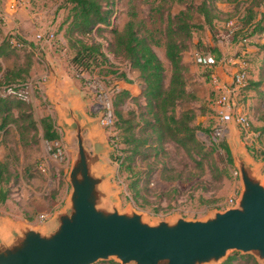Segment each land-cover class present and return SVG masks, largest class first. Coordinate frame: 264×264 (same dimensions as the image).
Here are the masks:
<instances>
[{"label": "rangeland", "instance_id": "rangeland-1", "mask_svg": "<svg viewBox=\"0 0 264 264\" xmlns=\"http://www.w3.org/2000/svg\"><path fill=\"white\" fill-rule=\"evenodd\" d=\"M213 1L218 12V18L214 20L212 27L214 31L208 28L204 31H194L190 48L183 56L188 64L186 70L188 89L197 97V100L190 103V106L195 109L193 124L197 127V136L209 150H212L211 158L218 168L225 170V175L221 180L216 179L218 173L214 172L212 177L205 168L201 176L170 182L161 180L156 170V173L151 175L149 182L144 179L139 182L138 194L134 195V191L129 185L133 176L131 173L120 170L118 161L113 156L111 157L114 147L106 156L108 168L112 170L110 177L104 183V189L108 194L107 203H115L117 208L122 211L134 209L142 212L145 218L151 222L173 219L176 216L187 219H202L215 210L222 211L230 206L227 204V199L230 197L237 199L242 190L233 158L231 157L232 162H229L227 154L221 146L222 142L229 145L228 132L230 128L228 125L230 123L221 125L223 134L220 137L213 136L214 128L220 124L215 100L223 89L213 88L210 81V70L212 69H205L197 65L194 61L193 52L196 50L210 52L217 59L231 57L236 62L245 63L250 75L258 74L264 77L263 54L259 50L257 51L253 45L256 41L261 42L264 37H256L255 39L253 36V44L251 39H248L244 44L240 43L238 39L232 40V33L229 32L230 29L226 26L225 21L230 16L238 15L236 12L242 11V9L234 7V2ZM127 2L128 0H116L115 18L112 20V25L121 27L127 20ZM134 2L138 17L144 20L145 28L153 30L156 36H160L166 24L167 13L175 14L186 5H197L201 0H135ZM258 10H264V2L261 7H258ZM67 14L68 4H66V0H0L2 36L6 34L17 35L18 39L13 37L14 40H20L24 43L26 41L31 45L28 47L26 44L16 48L20 54L18 56L19 62L24 59L23 55L27 53L26 51H31L34 57L31 77L26 82L29 83L30 99H36V106L33 110L34 117L38 121L41 115L48 113L61 135L60 140L48 142L41 138L40 133L39 138L37 137V143L23 147L15 133L7 132L4 134L0 131V159L7 158L12 173L17 174L16 177L11 178L9 183L11 188L9 199L0 203V216L13 215L12 217H19L15 219H20L32 226H47L52 222L56 213L64 209L71 191L68 173L76 147L75 139L72 136L68 137V140L64 139L63 128L56 123L57 115L53 105L45 96L44 88L40 86L49 78V59H55L59 65L61 64L68 71L72 78L76 79L79 88L84 92V97L89 101L87 106L89 115L96 113L95 103L99 99L107 97L110 98L111 102L114 92L118 89L117 85H119L118 82H115L118 79L114 76L101 75L97 73L98 69L80 74L76 73L70 63L72 50L68 49L63 36L66 28L63 21ZM45 32L54 33L50 42L46 43L37 39L38 34ZM92 36L106 43L109 34L103 32L102 37H96L95 34ZM154 50L166 68L168 80L170 67L164 56L163 44L154 46ZM108 54L112 66L130 76L125 61L113 57L110 53ZM231 64V66H236V63ZM232 71H234L233 68ZM232 71L231 74L227 73L228 81L224 80L225 78L220 80L222 86L229 87L232 85ZM234 102L237 105L241 104L242 96L239 94L238 97L234 98ZM103 128L105 139L110 141L109 136H111L112 131L104 126ZM242 136L241 132L236 139L243 151L254 157L253 162L264 161V136H258L256 129L252 130L251 138L247 142ZM250 142H253V146ZM168 149L169 154L166 157L168 164L186 175L193 164L192 161L181 150L172 146H169ZM234 171H237V175L234 174ZM261 173L264 174V165ZM234 254L251 256L257 261L252 253L232 250L217 264H223L229 256ZM238 259L237 262L248 264L246 258ZM93 264L121 263L115 258H109Z\"/></svg>", "mask_w": 264, "mask_h": 264}, {"label": "trees", "instance_id": "trees-1", "mask_svg": "<svg viewBox=\"0 0 264 264\" xmlns=\"http://www.w3.org/2000/svg\"><path fill=\"white\" fill-rule=\"evenodd\" d=\"M134 1L128 0L127 20L118 27L112 25L116 0H66L68 14L63 21L66 25L63 36L68 49L72 50L70 63L76 73L98 69L97 73L101 75L136 81L139 86L136 94L121 89L114 92L111 98L113 121L110 126H105L112 131L109 136L114 146L111 157L118 161L120 170L133 176L129 185L134 195L138 194L139 182L142 179L149 182L156 170L161 180L170 182L201 176L205 168L212 177L217 172L216 179L221 180L225 170L215 165L211 158L212 150L199 140L197 127L193 124L195 109L190 103L197 97L188 89V64L183 56L190 48L194 31L213 30L214 20L218 18L214 1L201 0L197 5H186L175 14L167 13L160 36L145 28L143 18L138 17ZM226 1L234 2V7L242 9L236 12L238 15L230 16L225 21V24L229 20L237 23L232 40L238 39L244 44L251 39L253 44V36L255 39L264 37V10H258L264 0ZM103 32L109 34L106 43L92 36L102 37ZM2 34L0 25V131L4 134L15 133L23 147L37 143L40 133L41 138L48 142L60 140L61 135L50 115H44L37 121L30 101L5 93L9 86L29 80L34 57L31 51H26L24 59L19 62L20 54L16 47L31 45L21 41L22 45L17 46L11 41L13 37L18 39L17 35ZM161 44L170 67L168 80L166 68L154 50V46ZM253 45L264 58V39ZM108 53L125 61L132 78L112 66ZM248 90L256 94L255 118L261 123L254 128L251 124V129H256L258 136H264V77L257 74L254 80L248 73L247 82L241 91L242 98ZM169 146L181 150L192 161L186 175L166 161ZM221 146L229 162H232L226 143L222 142ZM9 164L7 158L0 159V203L9 199V183L11 178L17 176L12 173ZM243 257L248 264H260L251 256L235 254L223 264H241L237 261Z\"/></svg>", "mask_w": 264, "mask_h": 264}, {"label": "water", "instance_id": "water-1", "mask_svg": "<svg viewBox=\"0 0 264 264\" xmlns=\"http://www.w3.org/2000/svg\"><path fill=\"white\" fill-rule=\"evenodd\" d=\"M53 66L49 61L52 73ZM47 95L64 139H75L71 191L64 209L47 226L6 222L0 229V264H93L109 258L121 264H217L232 250L264 262L263 164L253 162L239 145L234 116L227 146L242 186L234 204L202 219L176 216L151 222L142 212L122 211L106 201L104 183L112 171L106 156L113 145L103 135V112L86 113L89 101L77 99L75 91L64 93L57 81Z\"/></svg>", "mask_w": 264, "mask_h": 264}, {"label": "built area", "instance_id": "built-area-1", "mask_svg": "<svg viewBox=\"0 0 264 264\" xmlns=\"http://www.w3.org/2000/svg\"><path fill=\"white\" fill-rule=\"evenodd\" d=\"M226 26L230 29L229 32L233 33L234 30L237 28V23L234 20H229L226 23ZM53 37H54L53 32H45L44 34L37 35V39H39L42 42H46V43L50 42ZM15 40L12 38L11 41L13 44H16L17 46L22 45L20 40H16V41ZM193 57L197 65L202 66L207 69H212L211 74H210V81L213 85V88L223 89L215 100L216 109L219 114L218 118H219L220 124L214 128L213 136L220 137L223 134V128L221 125L229 123L232 116H234L235 121L237 122L238 127L242 132V135H243L242 137L244 138V141L247 142L251 138V134H252L251 120L246 112H244L243 110L237 109L239 107V104L237 105L234 102V98L238 97L239 94L240 96H242L241 91L244 88L247 82V79H248V71L246 69V64L242 62H236L231 57H228V58L222 57L220 59H217L210 52H205V51H200V50L194 51ZM220 63L226 64V65H232L231 63H236V66L234 67V71L232 74V82H231L232 85L229 87L222 86L220 84L219 78L213 71V68L217 64H220ZM5 93L13 94L17 98L23 101H29L30 100L29 83L25 82L18 86L16 85L9 86L5 90ZM95 109H96V113L98 111L103 112V116L100 121V124L104 127L110 126L113 121V113L111 109L110 98L105 97L104 99H99V101L95 103ZM111 145L113 144L111 143ZM234 174L237 175V171H234ZM235 199L236 198L234 197L228 198L227 204L233 205L235 202Z\"/></svg>", "mask_w": 264, "mask_h": 264}, {"label": "crops", "instance_id": "crops-1", "mask_svg": "<svg viewBox=\"0 0 264 264\" xmlns=\"http://www.w3.org/2000/svg\"><path fill=\"white\" fill-rule=\"evenodd\" d=\"M49 61L51 62V64H53L54 66V73H52L50 71V69L48 70V74H49V78L44 81L40 86L44 88V93L45 96L47 97V99L49 100V96L47 95V92L49 90V85L54 82L57 81V83L59 84V87L61 88V90L65 93V92H69V91H75L78 94L77 99L81 100V101H88L87 99H83V94L84 92L79 88L78 86V82L76 81V79L72 78L70 76V74L68 73V71L60 64H58V62L55 59H49ZM232 68L234 70V66L231 65H226V64H222V65H217L213 68L214 73L217 75V77L219 78V80H226L228 81L227 78V73L231 74ZM233 74V71H232ZM130 75V74H129ZM257 75H250L251 79H256ZM130 78H132V75L128 76ZM230 78V77H229ZM115 82H118L119 85H117V90H121V89H126L129 90L132 94H136L139 91V86L138 83L136 81L134 82H129L128 80H123V79H118ZM72 95V92H70ZM76 98V97H75ZM257 98H256V94L254 93V91L252 90H248L243 98H242V103L239 104V107L237 108L238 110H243L244 112L247 113V115L249 116L250 120H251V124L253 126H259L261 125L260 122H258L255 118V107L254 105L257 102ZM30 102L33 105V109H35L36 106V99L35 98H31ZM53 105V109L56 112V107L54 104ZM87 106L88 103L85 105L84 110L86 113L87 112ZM57 114V112H56ZM45 115H48V113H45ZM44 115H41V117ZM253 142H250V144H252ZM253 146V144H252ZM109 155V153H108ZM262 164L264 165V161H262ZM11 216V215H10ZM8 215H2L0 216V229L3 228V226L6 224L7 221H12V222H17V223H25L24 221L20 220V219H15V218H19V217H10Z\"/></svg>", "mask_w": 264, "mask_h": 264}]
</instances>
